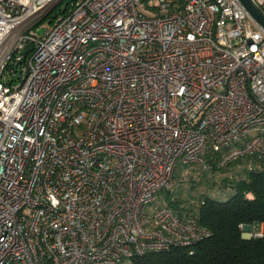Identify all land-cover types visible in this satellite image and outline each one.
<instances>
[{
    "label": "built area",
    "instance_id": "built-area-1",
    "mask_svg": "<svg viewBox=\"0 0 264 264\" xmlns=\"http://www.w3.org/2000/svg\"><path fill=\"white\" fill-rule=\"evenodd\" d=\"M61 1L0 0V264L208 239L175 176L264 163V26L241 0H75L38 35Z\"/></svg>",
    "mask_w": 264,
    "mask_h": 264
},
{
    "label": "trees",
    "instance_id": "trees-1",
    "mask_svg": "<svg viewBox=\"0 0 264 264\" xmlns=\"http://www.w3.org/2000/svg\"><path fill=\"white\" fill-rule=\"evenodd\" d=\"M73 1L52 17L65 12ZM235 176L214 183L225 187L232 184L236 187L234 193L210 195L214 186L211 193L199 197L197 202L203 204L194 205L199 223L211 231L208 239L190 248L174 247L139 256L133 264H264V234L245 237L242 228L264 223V164L255 163L243 175ZM249 193L252 198L247 196ZM175 198L176 206L183 203L193 207L180 201L177 194Z\"/></svg>",
    "mask_w": 264,
    "mask_h": 264
},
{
    "label": "rangeland",
    "instance_id": "rangeland-1",
    "mask_svg": "<svg viewBox=\"0 0 264 264\" xmlns=\"http://www.w3.org/2000/svg\"><path fill=\"white\" fill-rule=\"evenodd\" d=\"M68 1L69 0H62L51 11V13L47 17H45L42 21H40V23H38L34 27V30L38 35H43L48 28L53 26L55 22V18H53L52 15H55L57 12L60 11V9H64ZM145 1L146 3L149 2V5L151 6L158 5L157 0H145ZM140 11L144 12L149 16H154L156 13L154 9L148 7H140ZM183 167H184L183 165H180L178 167V172L176 173L177 176L174 181V191L175 194H177V196L179 197L180 201H183L184 203L186 202L192 204V203H197L199 197L211 193L214 190L213 188L215 186L214 183L216 182V180L223 182L225 177L227 178L230 176L236 177L235 175L241 176L243 175L244 171L246 169L251 168L252 165H250V163L247 162L236 163L224 171L216 172L214 176H210V175L202 176L196 169H190V168L183 169ZM253 232L255 233L261 232L260 223L254 224ZM248 233L249 231H244L245 237H250Z\"/></svg>",
    "mask_w": 264,
    "mask_h": 264
},
{
    "label": "water",
    "instance_id": "water-1",
    "mask_svg": "<svg viewBox=\"0 0 264 264\" xmlns=\"http://www.w3.org/2000/svg\"><path fill=\"white\" fill-rule=\"evenodd\" d=\"M243 5L249 10V12L257 19L264 26V15L261 11L253 4L251 0H241ZM33 50V45L29 44L27 49L23 51V60L25 59L26 55ZM250 225H245L244 231H249Z\"/></svg>",
    "mask_w": 264,
    "mask_h": 264
},
{
    "label": "crops",
    "instance_id": "crops-1",
    "mask_svg": "<svg viewBox=\"0 0 264 264\" xmlns=\"http://www.w3.org/2000/svg\"><path fill=\"white\" fill-rule=\"evenodd\" d=\"M263 227H264V224L261 223V232L263 231ZM261 232H259V233H261ZM244 236H245V234H244Z\"/></svg>",
    "mask_w": 264,
    "mask_h": 264
}]
</instances>
